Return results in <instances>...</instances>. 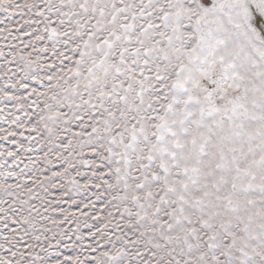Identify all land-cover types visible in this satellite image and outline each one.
<instances>
[{
	"label": "snow or ice",
	"instance_id": "snow-or-ice-1",
	"mask_svg": "<svg viewBox=\"0 0 264 264\" xmlns=\"http://www.w3.org/2000/svg\"><path fill=\"white\" fill-rule=\"evenodd\" d=\"M0 264H264V0H0Z\"/></svg>",
	"mask_w": 264,
	"mask_h": 264
}]
</instances>
